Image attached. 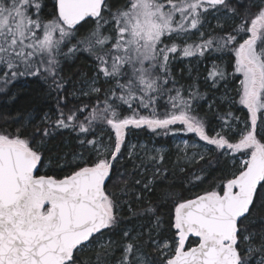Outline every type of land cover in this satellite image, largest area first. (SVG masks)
<instances>
[{
    "label": "snow or ice",
    "instance_id": "snow-or-ice-1",
    "mask_svg": "<svg viewBox=\"0 0 264 264\" xmlns=\"http://www.w3.org/2000/svg\"><path fill=\"white\" fill-rule=\"evenodd\" d=\"M43 7L42 0H0L2 83L39 75L59 90L62 61L86 53L96 71L83 94L94 95L97 103L68 107L60 97L56 117L45 114L43 130L38 127L28 136L20 129L0 130V264H85V249L95 255L87 264H111L116 249L121 250L116 264H250L256 254L257 264H264V228L249 230L245 223L258 204L264 207V0H126L115 7L109 0H53L48 17L42 15ZM209 15L219 32L205 30ZM86 24L91 27L81 33ZM227 52L234 54V73L242 76L239 104L247 109V118L241 121L229 112L222 117L224 127L209 135L197 109L202 94L195 85L188 91L175 87L169 64L175 54ZM225 77L214 62L206 80L215 87ZM101 78L109 88L96 86ZM165 96L161 113L159 101ZM125 107L131 115H123ZM130 126L195 134L204 143L192 147L203 151L197 150L190 164L213 151L218 157H246L230 176L195 198L161 192L163 202L174 206L172 236L163 243L151 231L148 244L142 233L134 237L123 229L119 241L112 239L124 205L107 182ZM104 127L114 133V141L111 134L107 141L97 135ZM64 130L76 134L81 163L62 179L35 174L43 163L45 141ZM148 159L154 167L159 162L155 156ZM137 167L146 173L143 158ZM166 179L155 167L151 179L124 180L121 191L127 196L142 184L136 200L143 201L158 180ZM158 211L159 205L149 202L139 213L154 217L152 231L157 233L162 226ZM191 238L195 242L189 247ZM149 245L152 253L146 252Z\"/></svg>",
    "mask_w": 264,
    "mask_h": 264
},
{
    "label": "trees",
    "instance_id": "trees-1",
    "mask_svg": "<svg viewBox=\"0 0 264 264\" xmlns=\"http://www.w3.org/2000/svg\"><path fill=\"white\" fill-rule=\"evenodd\" d=\"M109 2L115 7L122 6L126 3V0H109ZM42 3L45 5L42 9V15L48 17L53 11V0H42ZM230 24L231 22L229 26ZM89 27L91 25H84L80 29L81 33L86 32ZM213 32H219V28H215ZM192 40H196V38H192L188 42L191 43ZM218 56H222V59H215ZM174 57H177L179 61L195 60L198 62L199 67L204 66L203 68H199L200 74H193V77L190 78H185V70L182 69L180 62H170L169 69L176 81L175 87H183L185 91L190 90L189 85L198 87L199 92L202 94V99L197 101V109L199 115L206 122V131L209 135H213L218 129L224 127L222 117L229 112L234 117H239L241 121L247 118V110L241 107L238 100V83L242 79V76L234 73L235 57L232 52L222 54L212 53L211 55L206 53V57H183L180 54H175ZM211 61L219 64L226 72L225 79L220 80L215 87L212 86L211 80H206L209 72L206 69V65ZM95 71V62L91 57L86 53H77L75 56H70L62 61L57 79L61 81L63 87L59 90L52 85L51 79L45 81L39 75L20 76L7 85H4L2 79H0V130L15 133L17 129H20L26 136L36 132L38 127L43 130L45 124L42 121L45 114L52 118L56 117L60 97L65 98L61 102L66 103L68 107L89 103L96 104L97 101L94 95L89 97L83 94L87 92L85 82L94 77ZM2 76L3 73L0 72V78ZM96 86L103 87L104 89L110 87L102 78ZM169 86L172 87L173 85L170 84ZM228 94V97L232 98V103L226 101ZM100 98L103 100V93L100 94ZM166 102L167 96L159 101L162 107L158 110L161 113L165 110L163 106L166 105ZM140 112L144 115L148 114L143 109ZM131 114V111L125 107L123 115L128 116ZM232 123L235 125L236 121L233 120ZM180 127V125L172 126L173 129H179ZM125 132L128 138L135 140V142H146L147 144L167 148L168 153L162 156V160L158 158L159 162L155 165V167L161 169L162 174L167 179L163 181L158 180L155 190L150 194L146 193L143 201L137 202L136 200V195L139 193L140 188L143 187L142 184L136 186L135 192H130L129 195L125 196L121 191L124 187V180H128L130 184H133L135 179H144L145 181L151 179L155 167L152 161H147L144 162V166L147 169L146 173L144 168H134V165H141V162L128 156L126 144L122 145V154L114 162L115 166L112 169L111 180L107 182L109 190L114 192L124 205L121 222L117 230L112 234V239L116 241H119L122 236L120 229L131 232L132 236L135 233H142L145 244L149 243L150 231L154 240H170L172 230L169 229V217L174 211V206L163 202L160 196L161 192L170 190L183 199H192L197 195L203 194L205 191L215 188L225 176H230L235 171V168L239 167L237 159L240 155L239 153L235 155V159H232L223 156L218 157L215 151L198 164L184 163L180 166L174 165L172 140L176 136L192 139L193 134L190 133L169 131L165 134L162 130L153 132L146 126L141 128L130 126ZM109 134H111L114 141L115 136L111 129L104 127L102 133H97L98 136L102 135L105 141L108 140ZM36 143L39 144V137H37ZM79 155L80 148L76 134L67 130L58 132L45 141L43 147L44 159L43 163L38 167L37 173L38 175L46 174L56 179H62L65 175L71 174L77 163H81ZM209 163H211V167H209ZM131 173H135V176L130 175ZM196 177H203V179L197 180ZM149 202L159 205L157 214L161 217L162 226L158 233L152 231V220L154 217L150 219L148 215L139 214L144 207L148 206ZM134 212L138 214L134 215ZM245 223L249 225V230L259 232L261 228H264V207H260L258 204L257 208L253 210L252 216ZM194 242L195 240L190 239L188 245L193 246ZM254 242L259 244V235H257ZM241 248H246L243 242L241 243ZM152 251L153 248L150 245L146 247L147 253H152ZM120 256L121 250L116 249L111 262L116 261ZM89 257H92L93 260L95 259L92 251L81 254V259L85 264H87ZM258 260L259 254H256L251 259L250 264H257Z\"/></svg>",
    "mask_w": 264,
    "mask_h": 264
},
{
    "label": "rangeland",
    "instance_id": "rangeland-1",
    "mask_svg": "<svg viewBox=\"0 0 264 264\" xmlns=\"http://www.w3.org/2000/svg\"><path fill=\"white\" fill-rule=\"evenodd\" d=\"M223 21H221L222 23ZM231 21H229L230 23ZM215 28H218V22L215 18H213V16L209 15L208 20L205 24V30L209 31V32H213V30ZM192 38H198V34L197 36H194ZM191 38V39H192ZM170 62L173 63H177L180 62L181 63V67L183 70H185V78H190L193 77L192 75H197L200 74L199 72V68H203L204 66L199 67L198 66V62L195 60H188V61H179L177 57H174ZM213 62H209L206 65V69L207 71L210 70V68L212 67ZM92 83V79L89 81L85 82V86H86V91H88L89 86ZM240 90V82L238 83V93ZM228 93V92H227ZM229 94L227 95V99L226 101L228 103H232V98L228 97ZM221 97H223L221 95ZM221 99V98H220ZM239 100V97H238ZM241 107L243 109H245L242 105ZM247 110V109H245ZM240 127H243V123H240ZM221 129H218L215 133L219 132ZM215 133L213 135H215ZM115 139V137H114ZM172 155H173V163L174 165L180 166L181 164L184 163H189V158H191L195 152L197 150L203 151L202 148L198 149V148H193L192 145L193 144H197V145H202L204 142L199 141V138L195 136V134H193L192 139H187L185 137L182 136H176L173 138L172 140ZM125 144L127 147V155L130 156L131 158H134L135 160H138L139 162H141V158L144 159V162L147 161H151L148 159V156H155L157 157V159L160 156H163L165 154L168 153L167 148L163 147V146H156L154 144H147L146 142H135V140L128 138V136L126 135L125 132ZM188 145V147L186 148L185 145ZM158 150V151H157ZM131 153V155H130ZM246 157H243L241 154L237 157L238 161L240 162L242 159H245ZM137 235V233H135L133 236L135 237ZM165 240L159 241L160 243H163ZM91 252L88 249H85V251L83 253H89ZM111 264H116V261L111 262Z\"/></svg>",
    "mask_w": 264,
    "mask_h": 264
},
{
    "label": "water",
    "instance_id": "water-1",
    "mask_svg": "<svg viewBox=\"0 0 264 264\" xmlns=\"http://www.w3.org/2000/svg\"><path fill=\"white\" fill-rule=\"evenodd\" d=\"M37 172H38V171H37ZM37 172H36L35 174H37V175H38V173H37ZM191 239L195 240V238H191ZM188 246H189V245H188ZM189 247H191V246H189Z\"/></svg>",
    "mask_w": 264,
    "mask_h": 264
}]
</instances>
